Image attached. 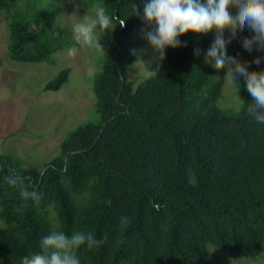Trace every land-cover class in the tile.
I'll list each match as a JSON object with an SVG mask.
<instances>
[{
    "label": "trees",
    "instance_id": "obj_1",
    "mask_svg": "<svg viewBox=\"0 0 264 264\" xmlns=\"http://www.w3.org/2000/svg\"><path fill=\"white\" fill-rule=\"evenodd\" d=\"M84 1L126 20L125 27L115 24L111 52L94 80L99 120L71 131L42 168L0 155V264H20L53 229L107 237L99 247H81V264H214L211 247L234 259H258L264 253V124L247 114L252 97L243 78L239 109H221L226 69L206 64L212 42L189 32L180 47L166 50L167 70L136 86L128 71L139 30L148 27L146 0ZM62 4L0 0L12 61L54 64L55 54L78 47L58 25L53 32L46 27L48 11ZM252 35L238 30L227 55L245 54L243 40ZM257 56L264 52L248 56L249 69L264 71V60L252 63ZM69 77V69L61 71L43 91H60ZM13 173L40 193L39 202L22 207L19 190L5 183ZM121 217L130 220L123 230Z\"/></svg>",
    "mask_w": 264,
    "mask_h": 264
},
{
    "label": "rangeland",
    "instance_id": "obj_2",
    "mask_svg": "<svg viewBox=\"0 0 264 264\" xmlns=\"http://www.w3.org/2000/svg\"><path fill=\"white\" fill-rule=\"evenodd\" d=\"M62 2V8L56 12L48 11L50 19L46 27L53 32L58 25L66 39L75 41L73 26L84 15H94L92 6L84 0ZM230 11L235 14L234 10ZM114 30L115 24L113 30L106 31L104 35L97 32L96 38L100 39L101 47L96 43L84 47L78 44L74 56H69L68 49L58 52L52 57L54 64L17 63L8 55L7 20L0 13V155L17 156L27 165L42 168L58 154L60 144L71 131L99 120L93 84L111 52ZM59 32L54 33V37ZM142 33L140 29L135 50L145 62L150 63L137 62L136 57L129 68V81L136 86L154 75L149 71L164 73L167 70L166 59L160 62L154 56ZM204 36L213 42L215 31ZM231 36L226 29L225 40H230ZM260 53L254 49L251 53L247 51L233 57L248 62L249 55ZM65 69L70 71L68 83L58 92H44V86ZM241 79L237 81L238 86ZM241 95V89L227 79L219 107L223 110H238L242 104ZM210 252L214 264H264V253L254 260L247 255L234 259L227 252L214 247L210 248Z\"/></svg>",
    "mask_w": 264,
    "mask_h": 264
},
{
    "label": "clouds",
    "instance_id": "obj_3",
    "mask_svg": "<svg viewBox=\"0 0 264 264\" xmlns=\"http://www.w3.org/2000/svg\"><path fill=\"white\" fill-rule=\"evenodd\" d=\"M234 10L235 14H232ZM94 15H84L73 26L74 39L81 47L93 43L100 46L97 32L105 34L112 31L113 25L126 26V20L110 15L104 6L93 5ZM133 13L140 15V9L133 6ZM143 23L147 29L143 31V39L155 57L163 62L166 49L181 46L180 37L189 32L196 35H208L215 31V38L205 54V63L211 64L217 71L226 69L225 77L238 86L237 81L243 78L246 91L252 102L247 104V114L258 124H264V71H249V63L241 62L236 57H229L226 46L231 41L224 38L225 30L235 37L238 30L248 28L253 35L243 40V48L251 53L264 52V0H146L143 5ZM78 49H68L69 56H74ZM199 55V50H196ZM137 62L143 64L142 55L133 50ZM264 56H257L252 63L259 65ZM150 74H156L149 71ZM5 183L19 190L22 207H27L29 200L39 202L40 193L34 188L30 190L24 178L18 174L5 177ZM121 229L127 227L130 220L121 217ZM107 237L97 240L92 232L76 231L71 235L53 229L40 241L37 252L22 258L20 264H81L77 255L82 246L88 250L99 247Z\"/></svg>",
    "mask_w": 264,
    "mask_h": 264
}]
</instances>
